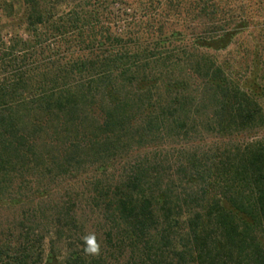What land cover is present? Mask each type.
<instances>
[{
	"label": "trees",
	"instance_id": "1",
	"mask_svg": "<svg viewBox=\"0 0 264 264\" xmlns=\"http://www.w3.org/2000/svg\"><path fill=\"white\" fill-rule=\"evenodd\" d=\"M88 29L38 92L0 86V264H264V85L198 48L228 32L155 61Z\"/></svg>",
	"mask_w": 264,
	"mask_h": 264
},
{
	"label": "rangeland",
	"instance_id": "2",
	"mask_svg": "<svg viewBox=\"0 0 264 264\" xmlns=\"http://www.w3.org/2000/svg\"><path fill=\"white\" fill-rule=\"evenodd\" d=\"M102 1L40 0L45 18L32 24L26 0H0V86L23 82L15 95L38 92L44 74L53 77L72 59L88 56L91 47L82 38L89 26L99 37L102 29H109L129 43L152 47L164 37V45L155 50L150 46L155 61L161 52L171 54L172 60H184L199 39L209 41L227 31L228 37L199 50L232 71L241 83L256 80L264 85V0ZM93 10L98 15L90 16L94 21L90 24L84 16ZM216 11L218 20L213 19ZM97 47L103 49L97 45L94 52Z\"/></svg>",
	"mask_w": 264,
	"mask_h": 264
},
{
	"label": "clouds",
	"instance_id": "3",
	"mask_svg": "<svg viewBox=\"0 0 264 264\" xmlns=\"http://www.w3.org/2000/svg\"><path fill=\"white\" fill-rule=\"evenodd\" d=\"M87 244L89 245L86 248V251L90 254H98L99 253V246L96 243V239L94 236H90L87 238Z\"/></svg>",
	"mask_w": 264,
	"mask_h": 264
}]
</instances>
